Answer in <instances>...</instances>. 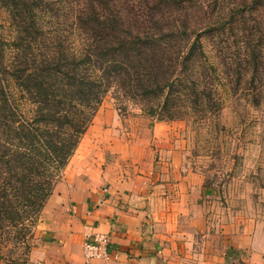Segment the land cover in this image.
Returning <instances> with one entry per match:
<instances>
[{
	"label": "trees",
	"instance_id": "obj_1",
	"mask_svg": "<svg viewBox=\"0 0 264 264\" xmlns=\"http://www.w3.org/2000/svg\"><path fill=\"white\" fill-rule=\"evenodd\" d=\"M0 9L12 29L11 39L0 33V264L27 263L39 214L108 93L173 122L218 115L220 79L233 94L264 85V54L212 41V59L201 39L250 13L264 18V0H0Z\"/></svg>",
	"mask_w": 264,
	"mask_h": 264
},
{
	"label": "crops",
	"instance_id": "obj_2",
	"mask_svg": "<svg viewBox=\"0 0 264 264\" xmlns=\"http://www.w3.org/2000/svg\"><path fill=\"white\" fill-rule=\"evenodd\" d=\"M96 116L39 214L31 261L264 264V227L254 220L211 227L201 185L178 162L173 145L159 146L157 163L146 143L127 142L117 117L110 123ZM166 125H153L157 143L171 141L162 132ZM95 234L108 237L109 260L84 257L82 244Z\"/></svg>",
	"mask_w": 264,
	"mask_h": 264
},
{
	"label": "rangeland",
	"instance_id": "obj_3",
	"mask_svg": "<svg viewBox=\"0 0 264 264\" xmlns=\"http://www.w3.org/2000/svg\"><path fill=\"white\" fill-rule=\"evenodd\" d=\"M229 6L226 3V7ZM243 20L238 18L236 25L227 23L224 30L210 38L203 35L201 39L206 43L204 47L207 54L212 57V41H216L215 46L220 45L230 54L237 55L239 52L241 55L243 51L248 55L252 51L255 55L258 51L264 54L263 15L250 13ZM0 33L4 39L12 37L7 14L2 9ZM261 57V61H264L263 55ZM263 67H259V72L264 74ZM250 74L251 71L245 73L244 80L247 83ZM220 83L218 95L222 107L218 115L200 117L193 114L182 121L165 122L166 129L162 132L168 133L167 139L171 141L164 139V142L157 143L152 127L159 122H152L141 113L138 106L125 102L113 93L104 97L95 114V121L97 118L100 121L111 118L112 123L117 117L118 128L127 142L137 140L146 143V147L154 151L157 163L160 162L157 152L159 146H166V143L173 145L178 162L201 185L203 193L200 200L214 229H220L221 224L236 226L242 220H254L264 227V85L243 84L246 90L233 94L228 92L223 79H220ZM256 90L261 92L259 106H254ZM62 178L64 174L55 186ZM29 242L32 246L39 243L33 237H30ZM30 253L25 264H36L31 261Z\"/></svg>",
	"mask_w": 264,
	"mask_h": 264
},
{
	"label": "built area",
	"instance_id": "obj_4",
	"mask_svg": "<svg viewBox=\"0 0 264 264\" xmlns=\"http://www.w3.org/2000/svg\"><path fill=\"white\" fill-rule=\"evenodd\" d=\"M108 237L103 234H95L87 237L82 244L83 255L86 259L109 260L107 253Z\"/></svg>",
	"mask_w": 264,
	"mask_h": 264
}]
</instances>
